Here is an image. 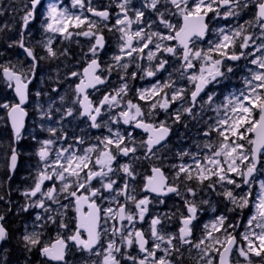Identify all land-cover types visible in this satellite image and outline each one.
<instances>
[{
  "label": "snow or ice",
  "instance_id": "obj_1",
  "mask_svg": "<svg viewBox=\"0 0 264 264\" xmlns=\"http://www.w3.org/2000/svg\"><path fill=\"white\" fill-rule=\"evenodd\" d=\"M132 2L119 0L115 24L108 28L110 12L107 8L97 10L92 6V0H87V5L85 0H72L71 6L77 8L78 12H71L63 5V0H49L47 4L43 0H27L24 14L20 17L21 26L17 38L7 42L8 48L21 49L24 56V59H17L15 63H0V77L5 87L14 93L12 100L0 101V110L3 111L0 122L10 126L13 137L10 155L7 157L8 181L12 180L18 160L23 154L12 145L23 139L30 95L36 98L49 95L42 90L30 93L29 85L38 79L41 61L70 57L67 48L54 49L57 36L65 41L71 40L74 35L88 38L90 46L86 53H82L87 66L82 71H71L64 77V80L73 77L79 80L72 89V106L54 107L56 101L50 98L47 109H44L43 105L36 102L35 107L41 120L50 121L55 112L60 117L57 124L67 118H83L91 128L108 127L107 122L104 125L98 123V118L105 111L110 113L123 102L125 110L111 116L112 123L122 120L123 124H131L134 129H141L147 134L146 140L137 141L132 132L125 135L119 129L113 132L108 127L109 135L102 139L97 137V143L83 149L82 154H78L79 150L73 144L67 147L61 145L54 159H50L57 142L65 141L68 137L62 126L45 128L41 123L40 128L47 131L50 138L37 140L40 147L36 155L41 166L37 168L32 186L22 192L28 201L38 194L39 198L32 203L26 202L19 209L23 212L29 208L40 209L35 218L40 222V230H36L37 225L34 224L33 231L29 232L25 225L24 233L18 238L22 250L27 254L37 251L44 264H76L74 250L86 251L98 257L99 264H121L122 261L128 264H183L184 253L181 249L185 246H188L189 253L193 248L197 250V264H214V261L215 264H233L234 249L237 257L244 258L245 264H252V256L264 259V179L258 181L255 196L252 191L253 185L257 183L255 175L264 173V0H142L140 8H133ZM223 7L227 8L223 13L225 18L239 17L249 9L253 10L252 18L236 29L220 28L218 42L210 43L206 50L198 48L196 41L203 38L208 30L206 18L209 13L213 14L212 18L220 16V8ZM38 9L44 10L45 35L30 44L33 41L30 25L36 20ZM145 10H151L157 20L131 31L133 23H144ZM85 12L91 15H85ZM0 15H3V9H0ZM166 16L174 18L176 22L166 19ZM157 22L163 25L166 33L152 30V25ZM105 28L119 32L122 43L118 45L119 54L111 57L113 64L102 67L100 53L105 48ZM255 28L259 29L258 34L248 31ZM3 31L0 28V32ZM171 42H175V45ZM37 48H42L45 55L39 56ZM145 49H148L146 56L149 67L141 70L146 76H155L165 69L168 60L163 59L161 54L166 53L181 61L176 71L189 87L177 86L176 80L169 74L167 81L137 90L138 100L147 102L145 111L139 103L123 99L128 94L129 86L123 82L122 76L119 88L103 94L95 103L90 99L88 89L99 91L98 86L107 84L113 70L123 71L127 75L133 53L137 59H143ZM249 49L252 50L247 51ZM158 56L161 58L153 69L151 62L157 60ZM126 57L129 58L127 62ZM247 57H252L249 62L255 67L248 70L244 90L238 95L227 97L225 103L215 107L217 118L204 133L206 136L212 133L216 135L215 142L204 144L208 152L203 157L199 153H178L181 158L190 156L194 164L172 165L176 169L172 183H168L161 168L153 166L152 175L144 177L143 187L138 192L135 184L139 175L135 168L136 162L141 159H160L158 153L166 147L171 129L166 121L149 122L154 118L156 110L162 109L167 113L172 103L180 101L181 107L173 114V123L179 122L184 114L195 118L194 108L199 107L203 111L205 105L213 106L216 92L214 88L209 90V86L219 84L218 78L225 77V71L221 69L232 72L226 61H239ZM136 67L139 68V64ZM98 73L108 75L102 77ZM135 77L136 73H132L131 78ZM55 83L56 87L50 91L58 93L59 85L63 83L58 72ZM202 93L207 97L206 100L201 96ZM59 102L63 106L66 95H59ZM185 104L188 106L185 107ZM32 139L36 140V136L33 135ZM74 140L77 144L84 143L83 137H75ZM138 151L143 152L142 157L137 155ZM118 156L128 157L129 162L113 168ZM113 175L123 177L119 187ZM93 180L97 181L99 187L93 186ZM46 181L51 186L45 188ZM190 182H194L195 187ZM217 187L221 189L220 192H216ZM245 187L247 190H244ZM0 188H3L2 181ZM200 192H215L232 207L203 224V236L193 243L194 221L198 213L203 211L202 206L210 205L208 199H197ZM152 194H155L154 198ZM169 194L181 198L184 211L177 208L175 212L154 213L148 221L146 236L145 230L138 229L136 224L144 222L149 213V205L163 204ZM121 197L123 203L120 202ZM61 198L68 203H63ZM97 200L116 204L117 207L102 208ZM0 201H5L4 195H0ZM5 203L11 205L12 202L7 200ZM85 205L87 211H84ZM250 205L255 208V213L247 219L245 230L240 234L241 240L238 241L236 230L240 224L230 221L228 213L237 210L242 213ZM70 208H74L76 213L70 221L72 227L65 222ZM11 210V207L7 209L8 212ZM211 210L216 212L215 206H211ZM173 218H178L181 226L174 233L166 232L167 224ZM6 224V213L0 212V244L12 238ZM49 224L56 225V235L44 240V229ZM206 241L210 243L205 244ZM133 248L136 249L135 255L130 251ZM3 251L7 253L8 249ZM0 260L6 262L7 256L0 257ZM24 264H29L27 256ZM236 264H240L238 259Z\"/></svg>",
  "mask_w": 264,
  "mask_h": 264
},
{
  "label": "trees",
  "instance_id": "obj_2",
  "mask_svg": "<svg viewBox=\"0 0 264 264\" xmlns=\"http://www.w3.org/2000/svg\"><path fill=\"white\" fill-rule=\"evenodd\" d=\"M64 3H68L69 0H63ZM27 0H0V9H3V15H0V28L4 29L3 32H0V63H5L7 61L16 62L17 59H24L23 53L21 49L18 48H8L7 42L9 39H16L17 33L21 26L20 17L24 14L23 9ZM87 5V0H85ZM92 6L99 9L104 10L105 8L111 11L110 19L107 21L108 28H111L113 24H115L116 11L117 8L114 5L113 0H92ZM42 13L43 9H39L37 12V18L35 23L30 25V28L33 33V41L29 43H34L35 40L43 38V25H42ZM151 14L156 17V15L151 12V10H145V16ZM243 17H241V20ZM240 20V21H241ZM155 26V25H154ZM108 28L104 29V36L107 41V46L101 55V59L103 61V67H106L110 64H113L111 59L113 54H119L118 45L122 42L120 40V33L115 29L112 31H108ZM213 33L209 32V37L212 38ZM78 41V43H77ZM204 45L197 46L201 49H207L210 46V42L208 43L206 40L201 41ZM91 41L85 37H77L73 36L71 40H63L62 37H55L53 47L54 49H63L67 48L70 57H60L59 59H51V60H43L41 61V66L38 69V79L34 83V92L36 91V82L40 79L43 81V85L38 89L43 92L49 93V95L42 96L44 101L54 99L56 101L54 107H68L71 106V101L74 99V93L72 91L71 83L69 84L68 80H64V77L71 71H82L83 67H85L86 60L82 53H86L88 47L90 46ZM39 56H44L45 51L42 48L36 49ZM110 55V57H109ZM91 57L89 56L88 59ZM129 58L125 60L128 61ZM132 62L127 69V75L124 74L123 71L113 70L111 75L108 77L110 86H120L122 83L121 77H124V81L129 86V91L124 100L131 99L134 103H139L141 107H145L146 102L139 101L136 95L137 89L144 85L142 75H145L141 69H147L148 66L144 65L140 59L136 58V54L131 58ZM241 60H239V63ZM139 64V68L136 65ZM76 66V67H75ZM57 72L59 74V79L63 81L59 85L58 93H53L50 91L52 87H56L55 78L57 76ZM136 73L135 79L131 78V74ZM105 74V73H104ZM106 75H108L106 73ZM51 77V79H50ZM230 73L225 72L224 78H230ZM43 78V79H42ZM237 85V84H236ZM231 89V88H229ZM221 91V88L218 89V92ZM59 95H66V102L62 106L59 102ZM12 90H9L4 86L3 78L0 77V101L4 99L12 100L13 98ZM34 99V96H33ZM209 113V112H208ZM207 108L204 106L203 111L199 109L198 113L194 114L195 118L187 119V127L185 128V132L177 136V140L171 141L166 146V152H162L160 155V159H150L144 160L141 159L136 162L135 168L139 175L136 178V183L140 184L144 177L149 175L150 170L153 166H160L165 169L166 172L171 174L173 171H176L172 165H178L183 159L178 153L184 152L186 147H189L192 144V140L201 138L202 140L206 135L204 134L208 131L207 124L205 123V116H208ZM198 114V115H197ZM3 115V111L0 110V116ZM35 117V116H34ZM66 123H62L64 127ZM29 128V124H28ZM31 135L24 138L15 145L18 146L19 152L23 154L19 158V164L15 174L11 181L7 180L8 174V159L7 157L10 155V144L12 142V130L10 126H6L5 122H0V181L3 182V188H0V195L5 196V201L10 200L11 205L5 203V201H0V212L6 213L7 224L6 227L9 228L12 238L3 243L0 247V257L7 256L6 262L0 260V264H24L26 256L29 259V264H44L43 258L39 255L37 251H33L31 254H27L22 250L21 243L18 242V238L24 233L25 225H28L32 222L36 221V215L40 212V209L37 208H29L28 211L23 212L19 211V209L27 203H32L36 199L39 198V194L36 198H32L31 201L26 200V198L22 195V192L30 188L33 184V178L36 174L37 168L40 167L39 157L36 155L37 147L34 141H32V133L36 138H50L49 133L47 131H39L36 129V123L30 125ZM67 128V126H66ZM64 127V129H66ZM215 133H212V136L208 137L206 140H211ZM182 139V141H179ZM143 156V153L140 155ZM121 179L120 176H114ZM172 180V178H171ZM193 187H195L194 182H190ZM119 185V184H118ZM183 188V186H181ZM141 189V188H140ZM221 189L217 187L216 192H220ZM10 193V194H9ZM200 198L208 199L210 201V205H203V211L199 212L200 222L196 224L194 229V237L195 240H198L199 237L203 234V231L200 230L199 224L204 220H207L213 216L224 213L227 208L232 207L230 203H228L224 197L216 195L215 192H200L197 199ZM163 205V204H162ZM161 205V206H162ZM211 206H215L216 212L211 210ZM11 207V212H8L7 209ZM179 208L181 211H184V204L180 197L172 196L169 197L168 200L165 201L164 205L160 207L162 212H175L176 209ZM70 211H68L69 215ZM252 211L251 209L245 208L241 213L240 210H237L235 213H228L229 220L232 222H238L240 227L236 230V235L238 241L241 240L240 233L245 228L247 219L250 217ZM69 222V218L65 221ZM70 227L72 224L70 223ZM180 227V221L178 218H173L168 224L165 231L176 232ZM40 230V229H39ZM44 240H48L50 237H54L57 231L56 225L49 224L45 229ZM8 249L7 253L3 251V249ZM188 246H185L181 251L184 253L183 255V264H196V259H192L191 257H195V250L192 249L191 253L187 251ZM75 251V261L76 264H92L94 261L93 258H86L85 255H80ZM134 255L136 249L133 248L130 250ZM252 264H264V259L261 257L252 256ZM240 261V264H245L243 257H237L236 253L233 254V264H236V260ZM121 264H128L127 261H122Z\"/></svg>",
  "mask_w": 264,
  "mask_h": 264
},
{
  "label": "flooded vegetation",
  "instance_id": "obj_3",
  "mask_svg": "<svg viewBox=\"0 0 264 264\" xmlns=\"http://www.w3.org/2000/svg\"><path fill=\"white\" fill-rule=\"evenodd\" d=\"M212 17H213V14L212 13H209V16H208V19H207V23H208V36H207V39H206V41L208 43L210 42V39H211L209 37V32H213L212 31V25H213ZM36 18H37V13H36ZM35 21H33V23H35ZM105 40H106V38H105ZM106 43H107V41H106ZM171 43L173 45H175V42H171ZM202 45H204V44L201 42V40H197L196 41V46H199L200 47ZM146 53L147 52L145 50L144 58L143 59H140V60H141V62L144 65H146V67L147 66L149 67V61L147 60ZM102 54H103V51L100 53V63L102 65V67H103V61L101 59V55ZM133 55H135V54L133 53ZM161 55H162V58L163 59L168 60V64L165 65V69L157 72L156 75L155 76H152V77H148L146 75H142V77H143L142 79L144 81V85H142V86L149 85V84L153 85V84H156L157 82L163 83V82H165V81L168 80L169 74H171L172 79L173 80H176L177 86L186 87L187 88L188 87L187 81L184 80V79H180L179 78V73L176 71V69H178L180 67L181 61L179 59H177V58L171 57L169 54H166V53H163ZM109 57H110V55H109ZM159 58H161V57L158 56L157 60H154V61L151 62V66L153 67V69L155 68V65L157 64ZM126 59H127V57L125 58V60ZM98 74H101L102 77L106 75V73L105 74L104 73H98ZM35 81L30 85V93H33L34 92V89L35 88H33V87H34ZM108 82H109V78H108ZM108 82L104 86H98L100 88L99 91H94V90H89L88 91V95H89L90 99L94 103L97 102L99 99H101L102 96H103V94L108 93V92H111L113 89H117V88L120 87V86H117V85L110 86L108 84ZM38 83L36 84L37 85L36 86V90L39 89V88H37L38 87ZM68 83L69 84L71 83V86H72V89H73L74 86H75V84L76 83H79V80L73 77V78H70V81ZM9 90H12V89H9ZM12 93H13V91H12ZM33 96L34 95H30L29 104L26 107L27 110H28V113H29V118H28V121H27L26 129L23 131V137L24 138L28 137L29 133L31 132L30 125H32L33 123H35L33 121H34V118H35L34 116H36V112L37 111H36L35 107H33V105H32V103H33ZM202 97L203 98L205 97L204 94H203ZM41 98H42V96H41ZM184 106L187 107L188 105L185 104ZM58 107H61V106H58ZM180 107H181V102L180 101H176V102H174V103L171 104L170 108L167 110V113L164 110H162V109H157L156 112H155L154 118L151 119V120H149V122H155V123H159L160 121H166V123L171 126L170 135H169V138H168V140L166 142V146L171 141H173V140L178 141L176 138H177V136L179 137L180 134H183V136H185V134L182 133V132L183 131L185 132V128L187 127V119H188V117L189 118H192L193 117V116H190L188 114H184V115H182L181 120L179 122L173 123V119H174L173 114ZM141 108L144 109L145 111H147V102H146L145 107H141ZM199 109H200L199 107L194 108L193 109V115L196 114V113H198ZM122 110H125L124 109L123 102H121V104H120L119 107L113 108L110 113H108L107 111H105L104 114L101 117L98 118V123H101L102 125H104L107 122L108 127H111L112 130H113V132H115L117 129L121 130L125 135H127L128 132H132L133 133V136L135 137V139L137 141L146 140L147 139V135L146 134H143L142 132L138 131L137 129H134L133 128V125H131V124L125 125V124H123V121L122 120H120L118 123H112L110 117L111 116H116ZM53 119H54L55 126L61 127L62 126V123H66V125L64 126L65 128L67 126L66 129H64L63 126L62 127H63V131L65 133H67L68 139L65 140V141H58V143L59 144H63L64 146L65 145L68 146V144H73V146L76 149L79 150L78 151V154H82L83 153V149H86L90 145L96 144L97 143V139H96L97 137H100L102 139L103 137L109 135L108 127L102 126L101 128H98V129L97 128H91V127H89L88 122L85 119H83V118H79V119L67 118L64 121H62L60 124H57V121H59L60 117H59V114L58 113H55L54 112L53 113ZM28 124H29V128H28ZM32 136H33V133H32ZM73 137L74 138L75 137H83L84 143L83 144H77V143H75V140H74ZM41 139H38V138H36V140L32 139V141L35 142L37 149L39 148L38 147L39 144L37 143V140H41ZM179 141H182V139H179ZM16 148H18V146H16ZM18 150H19V148H18ZM164 151L166 152V147H164L163 149H161V151L158 153V155L160 156L162 154V152H164ZM142 153H143L142 151H138L137 152V155L140 156ZM93 155H95V154H93ZM152 159L155 160V158H152ZM118 160L124 161V160H129V158L128 157H120V156H118ZM178 165H179V163H178ZM155 167L161 168L164 171L165 176L168 178V183H172L171 178L174 175V172L175 171H173L171 174H169L162 167H160V166H155ZM149 175H152L151 170H150ZM92 183H93V186L94 187H99V184L97 183L96 180H93ZM143 184H144V180H142V182L140 184L136 183V187H137V191L138 192L140 191V188L143 187ZM81 191H83V190H81ZM106 194L107 193H105V195ZM141 195H143V194H141ZM152 196H153V198L155 197V195H153V194H152ZM172 196H175V195H170V196L165 197L164 198V201L168 200V198L169 197H172ZM62 201H64V200H62ZM96 202H97L98 205H101V207L103 208L104 202H102L100 200H97ZM164 203H163V205H164ZM161 205L162 204L149 205L151 207L150 216L149 215H146V220H144V223H139L137 225V228L138 229L145 230V235L146 236L148 235V233H147L148 226L146 224H148V221H149L150 217L154 213H156V212H162L160 210V207H162L163 205L162 206ZM84 208H85V211H87V206L86 205H85ZM69 211H70V213L68 215V218H69V222H70L72 220V218L76 215V213H75V209L74 208H70ZM199 219H200V215L198 214V218H197L196 222L194 223V227H193V236H192L193 243H195V241H196L195 240V237H194V229L196 227V224H198L200 222ZM169 232H172V231H169ZM104 239H107V237H105ZM77 253H79L80 255H85L86 258L91 257L96 262V264H99V258L98 257H96L94 255H91L90 253H88L86 251H79V250H77ZM135 254H136V251H135Z\"/></svg>",
  "mask_w": 264,
  "mask_h": 264
},
{
  "label": "rangeland",
  "instance_id": "obj_4",
  "mask_svg": "<svg viewBox=\"0 0 264 264\" xmlns=\"http://www.w3.org/2000/svg\"><path fill=\"white\" fill-rule=\"evenodd\" d=\"M113 1H114V5L116 7V5L119 2V0H113ZM48 2H49V0H47V2L45 4H47ZM141 4H142V0H133L132 7L133 8H140ZM63 5L67 6L71 12H78L79 11L77 8H72V6H71L72 5V0H69L68 3H64L63 2ZM226 10H227L226 7L220 8L221 15L217 16L215 18H212V20H213V25H212L213 37L210 39V43L211 44H214V43L218 42V40L220 39V36L218 34V30L220 28H224L226 30H228V29H236L240 25L244 24V22L246 20H249V19L252 18V11H253L252 9L245 10L244 12L241 13V15L239 17H228V18H225L223 16L224 11H226ZM118 11H119V9L117 8L116 12L118 13ZM85 15H89L90 16V14L87 13V12H85ZM129 15L132 16V13L130 12ZM241 17H243L242 20H241ZM165 18L169 19L170 17H165ZM133 19H134V17H133ZM170 19H172L174 23L176 22L174 18H170ZM43 20H44V16L42 15V25H43ZM143 20H144V23L140 24V25H137L136 23H133V25L131 26V31H133V32L136 31L138 29V27H146V25L148 23H150L152 21H156L157 17H155V16H153L151 14H148L146 16L144 15ZM245 27H247V26H245ZM152 30L153 31H161V32H165V33L167 32V30L164 29L163 25L160 24L159 22L154 23L152 25ZM248 31H255L258 34L259 29L258 28L248 29ZM258 43H259V41H258ZM134 46H136V41H134ZM149 47L151 48L152 46L150 45ZM145 50H146V52L148 51V49H145ZM251 50L252 49H249L247 51H251ZM113 55H115V54H113ZM256 55H260V53H256ZM251 58L252 57L242 58L240 63H239V61H236V62L226 61L227 66L232 68V72H230V76L231 77L229 79L228 78L227 79L226 78H218V79H220V83L219 84H214V85H210L209 86V90H211L213 88L215 89L216 97H215V100H214V103H213L212 107H209L208 105H205V107L207 108V113L209 112L208 116L204 117L205 118V123L207 124V127H208L209 124L214 123L215 119L217 118V113L215 111V107L225 103L227 97H229V96H231L233 94L238 95L240 91L244 90V88H245V82H244L245 78L249 76V71L248 70L249 69H253L255 67L254 65H251L250 62H249ZM221 70L226 72V70L224 68H222ZM39 81L36 82V83L39 82L37 88H40L43 85V81L41 79ZM151 86H152L151 84L145 85V86H140L137 90L144 89V88H149ZM188 87H189V85H188ZM220 88H221V91L218 92V89H220ZM229 88H231V89H229ZM204 99L206 100L207 97H204ZM37 101L41 105H43L44 109H47L48 104L50 102L49 100L44 101L41 97L40 98H36L34 96L33 103H32L33 107H35V104H36ZM35 109H36V107H35ZM36 111H37V109H36ZM222 112H223V109H221V113ZM33 122L36 123V129L39 130V131H42V129L40 128V124L41 123L44 124L45 128H47L49 126L57 127L54 124L53 116H52V119L50 121H42L38 111L36 112V116H35ZM206 129H208V128H206ZM31 131H32V128H31ZM119 131L121 133H123L121 130H119ZM29 135H31V132L29 133ZM210 136H212V134ZM210 136H206V137H204V139H207ZM44 139H48V138H42L41 140H44ZM203 140L200 137L197 138V139L193 138L192 140H190V141H192V144H190L189 147H186L184 152L186 151V152L191 153V154L199 153V155L201 157H203V155L206 152H208V149L204 148V144L206 142H209V141L215 142L216 141V135H214L211 140H206L205 142ZM61 145H63V144H59L57 142V144L53 147L50 159H54L55 152H56L57 149H59L61 147ZM65 146L63 145V147H65ZM38 147H40V145ZM127 162H129V160L120 161V160H118V157H117V161L113 163V168H116L118 164H123V163H127ZM181 163H183V164H194V161H193V159L190 156L186 155V156H184V159L179 164H181ZM40 166H41V164H40ZM114 176H116V175H113L112 178L113 179H117V185L116 186L119 187L120 183L123 180V177L120 176L121 179H119V178L114 177ZM254 179L257 181V183L253 185V189H252L253 195L255 196L256 193L258 192V181L261 180V179H264V173H258ZM135 184H136V180H135ZM49 186H51L50 182L46 181L44 187L46 188V187H49ZM58 187H59V182L57 181V188ZM229 187H231V186H229ZM244 190H247L246 187L244 188ZM236 191L239 192L240 190H236ZM107 195L108 194H106V196ZM61 199L63 200V198H61ZM62 202L63 203H68V201H66V200H64ZM120 202L123 203V198L122 197L120 198ZM109 206L113 207V209H115L117 207L116 204H111L110 205L107 201H105L104 204H103V208H107ZM130 208H131V206H130ZM249 208L252 211L251 215H253L255 213V208L252 207L251 205L249 206ZM131 210L135 211L134 208H131ZM150 212H151V207L149 206V213H148L149 216H150ZM214 217L215 216L207 219L205 222L200 223L199 224L200 230L204 232L203 224L208 223ZM145 220H146V217H145ZM39 223L40 222L35 221V222H32V223L28 224L27 225L28 226V231L29 232L33 231V225L34 224L37 225L36 230L39 231V227H38ZM142 223H144V222H142ZM138 224H136V227H137ZM146 225L148 226V224H146ZM244 230H245V228L241 231V233H243ZM257 231H259V230L257 229ZM214 235H216V234H214ZM202 236H203V234L199 237V239ZM240 238H241V236H240ZM198 240H196L195 242H197ZM241 242L244 243L243 241H241ZM208 243H210V241H206L205 242V244H208ZM193 249L195 250L196 264H197V260L199 259V257H198V254H197V250L195 248H193ZM235 253H236V251H235ZM158 255H159V253H158ZM201 264H202V262H201ZM214 264H215V261H214Z\"/></svg>",
  "mask_w": 264,
  "mask_h": 264
},
{
  "label": "water",
  "instance_id": "obj_5",
  "mask_svg": "<svg viewBox=\"0 0 264 264\" xmlns=\"http://www.w3.org/2000/svg\"><path fill=\"white\" fill-rule=\"evenodd\" d=\"M46 0H43V2H45ZM102 11V10H101ZM109 11V10H108ZM110 12V11H109ZM207 19L208 18H206V22H207ZM208 31V30H207ZM206 37H207V32H206V35L203 37V38H201L200 40H204V39H206ZM105 47H106V41H105ZM105 49V48H104ZM233 62H235V61H233ZM31 85V84H30ZM30 85H29V90H30ZM89 90H92V89H88V91ZM14 94V93H13ZM203 95V93L201 94V96ZM29 104V103H28ZM27 107V106H26ZM28 118H29V113H28V116L25 118V128H24V130L26 129V126H27V121H28ZM23 130V131H24ZM138 131H140V132H142L143 134H146V133H144L143 132V130H141V129H137ZM147 135V134H146ZM169 135H170V133H169ZM168 138H169V136L167 137V140H168ZM17 150H18V148H17ZM18 164H19V160H18ZM18 164H17V167H18ZM17 170V169H16ZM163 171V170H162ZM163 173H164V171H163ZM164 175H165V173H164ZM153 195H155V194H153ZM170 195H173V194H169L168 196H170ZM85 207V206H84ZM84 211H85V208H84ZM196 221H194V223H195ZM192 236H193V233H192ZM238 240V239H237ZM2 246V244H0V247ZM234 251H235V249L233 250V253H234ZM233 253H232V257H233Z\"/></svg>",
  "mask_w": 264,
  "mask_h": 264
},
{
  "label": "bare ground",
  "instance_id": "obj_6",
  "mask_svg": "<svg viewBox=\"0 0 264 264\" xmlns=\"http://www.w3.org/2000/svg\"><path fill=\"white\" fill-rule=\"evenodd\" d=\"M76 67V66H75ZM74 138V137H73Z\"/></svg>",
  "mask_w": 264,
  "mask_h": 264
}]
</instances>
